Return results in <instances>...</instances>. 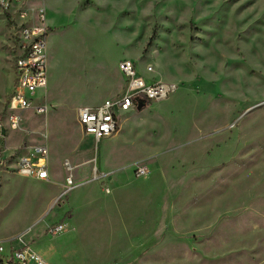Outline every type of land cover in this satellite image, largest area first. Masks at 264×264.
<instances>
[{"label":"rangeland","instance_id":"obj_1","mask_svg":"<svg viewBox=\"0 0 264 264\" xmlns=\"http://www.w3.org/2000/svg\"><path fill=\"white\" fill-rule=\"evenodd\" d=\"M26 6H42L49 27L46 88L35 92L47 112L24 114L7 146L46 142L51 182L0 169V264H33L13 260L24 249L45 264H264V0ZM13 9L0 6V113L15 79ZM123 59L177 89L121 113L117 131L95 143L76 110L122 92ZM90 157L109 178L85 173L48 208L63 162ZM59 223L64 232L47 233Z\"/></svg>","mask_w":264,"mask_h":264},{"label":"built area","instance_id":"obj_2","mask_svg":"<svg viewBox=\"0 0 264 264\" xmlns=\"http://www.w3.org/2000/svg\"><path fill=\"white\" fill-rule=\"evenodd\" d=\"M29 0H0L4 10L13 8L12 24V68L14 71L13 90L7 96L0 113V169L11 171L25 178L36 180L49 179V152L46 142L21 143L11 148L7 146L9 132L20 129L23 116L30 113L33 116L44 115L47 112L45 95L42 99H35L37 90L46 88V36L49 27L45 23V11L42 6L30 9L26 6ZM118 71L124 78L122 92L114 99H106L97 106H83L76 110L77 123L84 135L89 136L95 143L113 135L117 129L120 114L136 110L139 103L148 104L168 98L177 89L174 82H164L149 78L153 74L151 66L140 71L135 63L123 59L118 63ZM25 92H29L30 97ZM44 139L46 135L41 134ZM11 151L12 155L5 157ZM91 159V178L89 181L102 183L109 177L100 173ZM66 177L58 197L53 205L60 203L66 195L80 186L75 181L74 168L68 161L63 162ZM134 173L140 177L145 176L148 170L140 165H135ZM106 193L108 188H104ZM65 224L59 223L47 228V233L57 236L64 232ZM13 260L16 262H29L45 264L42 259L29 249L15 251Z\"/></svg>","mask_w":264,"mask_h":264},{"label":"crops","instance_id":"obj_3","mask_svg":"<svg viewBox=\"0 0 264 264\" xmlns=\"http://www.w3.org/2000/svg\"><path fill=\"white\" fill-rule=\"evenodd\" d=\"M7 140H8V138H7ZM21 144V143H20ZM20 144H18V145H20ZM18 145H15V146H11V148H14V147H16V146H18ZM91 159H92V157H90V159L87 161V163H81V165L80 164H74V165H71L72 163L71 162H69L70 163V165L74 168V171H73V174H74V178H75V181L76 182H78V183H80V186H82L83 184H85V183H83V180H80V178L82 177V178H84V177H86L87 175H90L91 174V167H92V164H91ZM101 166L99 165L98 166V170H99V168H100ZM81 173V174H80ZM85 173H86V176H84L85 175ZM80 174V175H79ZM66 177V171L64 170V175H63V179H62V181H60L59 183H58V185H59V191L57 192V193H55V195L51 198V200H50V203H49V205H48V208H50L51 206H53V204H54V202H55V199L58 197V195L60 194V192H61V189H62V185H63V183H64V178ZM109 178V177H108ZM33 179V178H32ZM36 180V179H35ZM41 181H44L45 183H50L51 182V166H50V164H49V179L46 181V180H41ZM37 182V181H36ZM41 183V182H40ZM80 186H78L77 188H79ZM108 194V193H107ZM67 217L69 216V217H71L72 216V213H71V211L69 212V214H67L66 215ZM66 227V226H65ZM67 228V227H66ZM66 230V229H65ZM73 230V229H72ZM71 230H68L67 229V231H65V232H70Z\"/></svg>","mask_w":264,"mask_h":264},{"label":"water","instance_id":"obj_4","mask_svg":"<svg viewBox=\"0 0 264 264\" xmlns=\"http://www.w3.org/2000/svg\"><path fill=\"white\" fill-rule=\"evenodd\" d=\"M145 105L143 103H139L136 107V109L139 111L141 110Z\"/></svg>","mask_w":264,"mask_h":264}]
</instances>
